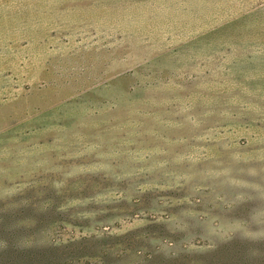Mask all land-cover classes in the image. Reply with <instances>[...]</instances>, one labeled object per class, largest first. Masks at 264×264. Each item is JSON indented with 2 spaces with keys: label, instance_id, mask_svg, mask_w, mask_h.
<instances>
[{
  "label": "rangeland",
  "instance_id": "374dc122",
  "mask_svg": "<svg viewBox=\"0 0 264 264\" xmlns=\"http://www.w3.org/2000/svg\"><path fill=\"white\" fill-rule=\"evenodd\" d=\"M2 239L264 264V0H0Z\"/></svg>",
  "mask_w": 264,
  "mask_h": 264
},
{
  "label": "trees",
  "instance_id": "16d2710c",
  "mask_svg": "<svg viewBox=\"0 0 264 264\" xmlns=\"http://www.w3.org/2000/svg\"><path fill=\"white\" fill-rule=\"evenodd\" d=\"M241 245L234 243L232 246L218 247L213 254L201 262V264H240L234 259L236 254V247ZM251 252L257 253L262 250L260 246L248 245ZM153 263V261H150ZM0 264H54L49 254L38 252L34 249L22 250L16 243L9 239L0 240ZM57 264V263H56ZM242 264H258V259L251 260L249 263L242 262Z\"/></svg>",
  "mask_w": 264,
  "mask_h": 264
}]
</instances>
